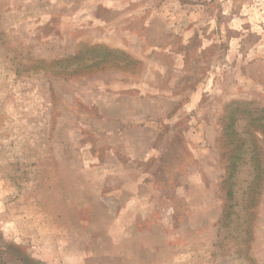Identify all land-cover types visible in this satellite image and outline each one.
Here are the masks:
<instances>
[{
  "label": "rangeland",
  "instance_id": "rangeland-1",
  "mask_svg": "<svg viewBox=\"0 0 264 264\" xmlns=\"http://www.w3.org/2000/svg\"><path fill=\"white\" fill-rule=\"evenodd\" d=\"M0 264H264V0H0Z\"/></svg>",
  "mask_w": 264,
  "mask_h": 264
}]
</instances>
